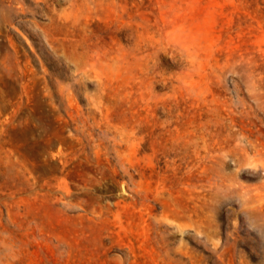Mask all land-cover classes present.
I'll return each mask as SVG.
<instances>
[{
	"label": "rangeland",
	"instance_id": "374dc122",
	"mask_svg": "<svg viewBox=\"0 0 264 264\" xmlns=\"http://www.w3.org/2000/svg\"><path fill=\"white\" fill-rule=\"evenodd\" d=\"M0 264H264V0H0Z\"/></svg>",
	"mask_w": 264,
	"mask_h": 264
}]
</instances>
